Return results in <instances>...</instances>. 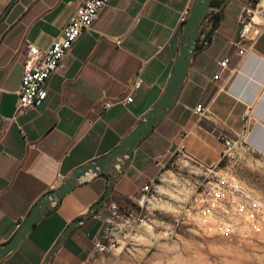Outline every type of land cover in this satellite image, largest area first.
Returning a JSON list of instances; mask_svg holds the SVG:
<instances>
[{
    "label": "crops",
    "instance_id": "0c3cea01",
    "mask_svg": "<svg viewBox=\"0 0 264 264\" xmlns=\"http://www.w3.org/2000/svg\"><path fill=\"white\" fill-rule=\"evenodd\" d=\"M83 1L0 0V245L60 184L59 176L66 179L113 151L157 104L179 56L181 18L195 0H109L47 81L44 103L18 115L25 71L60 36ZM218 1L201 26L175 106L135 150L109 202L72 231L50 264H89L112 203L138 207L144 185L169 181L178 174L179 162L190 165L176 155L182 141L185 158L213 167L224 165L222 138L244 135L251 151L247 162L264 168V32L240 56L234 44L250 0H232L222 10L218 7L225 0ZM227 58L228 68L222 69ZM137 80L141 86L135 89ZM128 96L133 102L126 104ZM106 102L114 106L104 112ZM198 106L207 111L198 114ZM247 109L253 117L245 131ZM108 184L105 174L77 186L0 264H45L67 227L105 196Z\"/></svg>",
    "mask_w": 264,
    "mask_h": 264
},
{
    "label": "built area",
    "instance_id": "2783aa9c",
    "mask_svg": "<svg viewBox=\"0 0 264 264\" xmlns=\"http://www.w3.org/2000/svg\"><path fill=\"white\" fill-rule=\"evenodd\" d=\"M108 4L109 0H84L63 28L60 36L25 71L17 104L18 115L29 109L40 107L44 103L48 96L45 89L47 81L63 67V61L71 51L73 44L84 32L92 28L101 10ZM211 10L203 19L202 24L207 17H211ZM188 16L189 12L182 16V24L186 22ZM259 17L262 18V24L256 21ZM239 26V41L234 46L239 49V55L244 56L255 47L264 32V0H250L249 3L244 4ZM229 63L230 59L227 58L220 63V66L222 69H227ZM220 77L221 74L216 75L215 80H219ZM140 86L141 80H137L134 88L138 89ZM123 102L132 103V96H128ZM113 106L112 102H106L103 105V111ZM196 111L203 115L207 109L198 106ZM252 117L251 109H247L244 113L245 131L248 130ZM184 138L185 136L183 140ZM222 140L225 143L222 153L223 163L236 157L249 155L251 152L244 135L237 139L224 136ZM184 150L182 141L176 152L178 159H185L192 167H197L200 170V178L191 188L193 192L190 200L180 207L178 222L194 224L201 230H210L240 242L251 241L261 235L264 232V199L253 189L224 171L223 166L206 167L191 157L185 158ZM64 180L65 176L61 175L58 183ZM157 188V181H149L143 186L141 198L138 201V212L135 207L127 204L112 203L111 215L106 219L102 237L97 244L96 251L89 255V261L98 253L115 251L121 240L132 234L136 222L141 219L148 197Z\"/></svg>",
    "mask_w": 264,
    "mask_h": 264
},
{
    "label": "rangeland",
    "instance_id": "374dc122",
    "mask_svg": "<svg viewBox=\"0 0 264 264\" xmlns=\"http://www.w3.org/2000/svg\"><path fill=\"white\" fill-rule=\"evenodd\" d=\"M248 157L225 162L224 171L264 199V168L249 164ZM175 167L176 176L157 181L132 234L115 251L98 253L89 264H264V232L240 242L178 222L180 207L190 200L200 173L181 162Z\"/></svg>",
    "mask_w": 264,
    "mask_h": 264
},
{
    "label": "water",
    "instance_id": "95a60500",
    "mask_svg": "<svg viewBox=\"0 0 264 264\" xmlns=\"http://www.w3.org/2000/svg\"><path fill=\"white\" fill-rule=\"evenodd\" d=\"M213 1L214 0L194 1L189 16L183 24L179 56L163 95L157 104L147 112L138 125L118 147L105 156L77 168L33 207L28 217L21 224L13 237L6 243L0 245V263L19 247L39 220L55 211L61 204L63 198L71 193L77 186L89 182L103 174L109 175V184L105 196L93 205L83 218L73 221L67 227L57 244L50 251L45 264H50L57 250L69 238L70 234L77 226L86 223L98 209L108 202L115 183L123 176L130 165L135 150L154 132L155 128L163 122L175 106L197 51L198 36L202 21L209 10L214 7ZM231 1L232 0H225L218 8L222 10L223 6Z\"/></svg>",
    "mask_w": 264,
    "mask_h": 264
},
{
    "label": "trees",
    "instance_id": "16d2710c",
    "mask_svg": "<svg viewBox=\"0 0 264 264\" xmlns=\"http://www.w3.org/2000/svg\"><path fill=\"white\" fill-rule=\"evenodd\" d=\"M220 4V2L218 1V0H214L213 1V5H219ZM218 17V16H217ZM103 175H105V174H103ZM108 202H109V200H108ZM128 205V204H127ZM129 206H132V207H135L137 210H139V208L137 207V206H135V205H129Z\"/></svg>",
    "mask_w": 264,
    "mask_h": 264
}]
</instances>
